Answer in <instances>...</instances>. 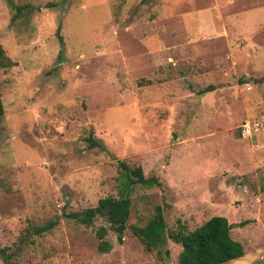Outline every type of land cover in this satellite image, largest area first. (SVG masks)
<instances>
[{
    "label": "rangeland",
    "instance_id": "rangeland-1",
    "mask_svg": "<svg viewBox=\"0 0 264 264\" xmlns=\"http://www.w3.org/2000/svg\"><path fill=\"white\" fill-rule=\"evenodd\" d=\"M0 52V264H180L134 233L157 207L168 232L227 217L225 264H264V0H0ZM120 160L161 182L123 241L65 216L121 193Z\"/></svg>",
    "mask_w": 264,
    "mask_h": 264
},
{
    "label": "trees",
    "instance_id": "trees-1",
    "mask_svg": "<svg viewBox=\"0 0 264 264\" xmlns=\"http://www.w3.org/2000/svg\"><path fill=\"white\" fill-rule=\"evenodd\" d=\"M7 61L10 62V58L0 52V64H6ZM214 88V85H210L204 91H210ZM4 113L5 106L0 83V120ZM89 141L91 145H99L98 140L91 136ZM119 164L122 168L120 176L125 186L118 196L103 197L96 206L88 207L82 211L65 213V216L74 218L86 225L92 224L97 217H103L109 223V227L117 233L118 239L123 241L131 213V187L138 184L153 186L161 182L156 176L147 177L140 165L131 167L123 160H120ZM56 223L57 220H51L46 224L34 227L31 234H42L53 228ZM233 226L227 217L216 215L193 230L180 225L178 230L168 232L164 212L161 207H157L149 222L144 226L136 227L134 233L141 237L147 249L159 250L166 243L167 235L181 243L180 264H225L245 254L244 245L232 236ZM97 233L100 238L99 249L109 251L112 244L105 239L107 228L101 226ZM6 251V248L0 246V255L7 259L12 253L7 254Z\"/></svg>",
    "mask_w": 264,
    "mask_h": 264
},
{
    "label": "built area",
    "instance_id": "built-area-1",
    "mask_svg": "<svg viewBox=\"0 0 264 264\" xmlns=\"http://www.w3.org/2000/svg\"><path fill=\"white\" fill-rule=\"evenodd\" d=\"M254 127H258V123L251 124L250 122H247L246 124H244V132L250 133Z\"/></svg>",
    "mask_w": 264,
    "mask_h": 264
}]
</instances>
